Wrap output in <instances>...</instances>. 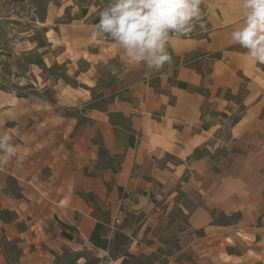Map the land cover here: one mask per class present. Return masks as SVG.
Instances as JSON below:
<instances>
[{
	"label": "crops",
	"instance_id": "crops-1",
	"mask_svg": "<svg viewBox=\"0 0 264 264\" xmlns=\"http://www.w3.org/2000/svg\"><path fill=\"white\" fill-rule=\"evenodd\" d=\"M200 7L160 69L75 14L38 90L0 91V264H264V63L232 41L241 0Z\"/></svg>",
	"mask_w": 264,
	"mask_h": 264
},
{
	"label": "clouds",
	"instance_id": "clouds-1",
	"mask_svg": "<svg viewBox=\"0 0 264 264\" xmlns=\"http://www.w3.org/2000/svg\"><path fill=\"white\" fill-rule=\"evenodd\" d=\"M243 23L231 33L232 41L264 63V0H241ZM201 0H111L99 12L96 27L123 50L129 65L145 63L160 69L171 60V33L187 34L200 19ZM203 27V25H201ZM15 132L0 135V164L17 153Z\"/></svg>",
	"mask_w": 264,
	"mask_h": 264
},
{
	"label": "rangeland",
	"instance_id": "rangeland-1",
	"mask_svg": "<svg viewBox=\"0 0 264 264\" xmlns=\"http://www.w3.org/2000/svg\"><path fill=\"white\" fill-rule=\"evenodd\" d=\"M110 2L111 0H0V91L15 90L21 95L28 90H38L26 86L23 81L25 78L31 79L35 74V62L42 55V47L48 44L47 36H53V29L70 22L75 14L89 9L93 11L95 8L103 10ZM200 12V19L193 21L194 28L186 35H194L204 29L202 7ZM55 74L65 76V68H52L46 72L42 69V77Z\"/></svg>",
	"mask_w": 264,
	"mask_h": 264
}]
</instances>
